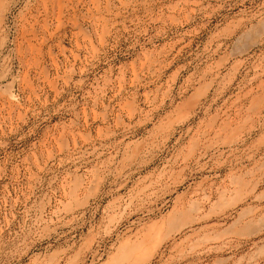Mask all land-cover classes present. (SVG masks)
Listing matches in <instances>:
<instances>
[{"label":"rangeland","instance_id":"1","mask_svg":"<svg viewBox=\"0 0 264 264\" xmlns=\"http://www.w3.org/2000/svg\"><path fill=\"white\" fill-rule=\"evenodd\" d=\"M0 264H264V0H0Z\"/></svg>","mask_w":264,"mask_h":264}]
</instances>
